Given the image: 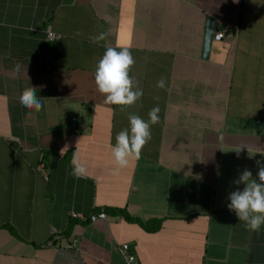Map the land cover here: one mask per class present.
Segmentation results:
<instances>
[{
	"label": "crops",
	"instance_id": "crops-1",
	"mask_svg": "<svg viewBox=\"0 0 264 264\" xmlns=\"http://www.w3.org/2000/svg\"><path fill=\"white\" fill-rule=\"evenodd\" d=\"M207 17L221 37L202 58ZM109 47L129 48L143 90L123 110L95 84ZM32 87L43 107L29 116ZM156 106L152 139L117 170L116 136ZM257 161L264 0H0V264H123L122 243L138 264H264V225L228 208L245 169L259 183Z\"/></svg>",
	"mask_w": 264,
	"mask_h": 264
},
{
	"label": "clouds",
	"instance_id": "clouds-1",
	"mask_svg": "<svg viewBox=\"0 0 264 264\" xmlns=\"http://www.w3.org/2000/svg\"><path fill=\"white\" fill-rule=\"evenodd\" d=\"M106 38L105 32L91 38L93 43H99ZM135 60L128 47H122L117 51L115 48L109 47L99 61L95 72V84L98 91L105 96L104 103L107 105L124 107L134 105L142 96L143 90L135 88L129 72L134 66ZM20 73V65L14 69V74ZM156 87L165 89L166 78L161 77ZM20 104L29 110L28 115L33 112L39 113L42 110V98H38L35 88H26L20 96ZM158 106L152 108L149 113V119L146 121L137 115H130V131L129 129L121 130L116 136V144L112 148V156L117 170L125 169L133 160H139L142 149L152 139L151 126L159 123ZM68 150L65 145L61 149V156ZM241 149L237 154L239 155ZM72 172L74 178L80 179L87 175L88 169L86 165L78 158L76 151L73 153L71 161ZM258 173L257 179L252 177L251 171L245 169L234 181L237 189L230 193L228 208L234 211L239 221L244 222L246 227L251 231L257 232L261 225H264V163L257 161ZM243 184V190L239 189V185Z\"/></svg>",
	"mask_w": 264,
	"mask_h": 264
},
{
	"label": "built area",
	"instance_id": "built-area-1",
	"mask_svg": "<svg viewBox=\"0 0 264 264\" xmlns=\"http://www.w3.org/2000/svg\"><path fill=\"white\" fill-rule=\"evenodd\" d=\"M50 38H57V36L53 34H49ZM221 37V32H214L212 35V39L218 40ZM72 121L78 122V119L76 117H71ZM73 215V214H72ZM105 218V213L103 211H99L95 214H90L89 215V220L94 221L96 219H103ZM118 250L120 254L123 257V264H138L135 258V254L129 250V247L126 243H122L119 247Z\"/></svg>",
	"mask_w": 264,
	"mask_h": 264
},
{
	"label": "water",
	"instance_id": "water-1",
	"mask_svg": "<svg viewBox=\"0 0 264 264\" xmlns=\"http://www.w3.org/2000/svg\"><path fill=\"white\" fill-rule=\"evenodd\" d=\"M214 33L213 30V20L209 17L205 19L204 24V33H203V40H202V58H206L208 54V49L210 46V42L212 40V35Z\"/></svg>",
	"mask_w": 264,
	"mask_h": 264
},
{
	"label": "trees",
	"instance_id": "trees-1",
	"mask_svg": "<svg viewBox=\"0 0 264 264\" xmlns=\"http://www.w3.org/2000/svg\"><path fill=\"white\" fill-rule=\"evenodd\" d=\"M148 230H153L156 228V223H153L152 225H149L148 222L143 224Z\"/></svg>",
	"mask_w": 264,
	"mask_h": 264
}]
</instances>
